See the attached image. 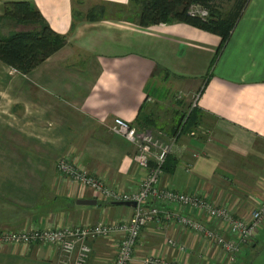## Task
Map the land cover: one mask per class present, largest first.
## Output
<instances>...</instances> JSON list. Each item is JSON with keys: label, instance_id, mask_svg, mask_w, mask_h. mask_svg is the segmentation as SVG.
<instances>
[{"label": "crops", "instance_id": "crops-1", "mask_svg": "<svg viewBox=\"0 0 264 264\" xmlns=\"http://www.w3.org/2000/svg\"><path fill=\"white\" fill-rule=\"evenodd\" d=\"M11 1L33 4L67 42L29 73L0 60V232L128 221L133 207L61 178L58 160L72 153L108 184L135 189L141 177L133 159L137 147L110 125L122 118L155 137L174 133L198 90L196 121L209 133L195 134L197 123L189 120L172 155L176 168L164 172L161 185L207 196L239 217L264 199V0L248 2L215 63L219 35L175 18L141 25L144 0H0V36L41 28L4 18ZM161 209L210 223L184 206ZM119 236L90 240L88 264H113ZM170 239L186 252L170 246ZM263 241L264 224L232 262L163 216L144 229L134 264L148 253L180 256L187 264H244ZM60 260L58 250L42 244L28 253L0 248V264Z\"/></svg>", "mask_w": 264, "mask_h": 264}, {"label": "built area", "instance_id": "built-area-1", "mask_svg": "<svg viewBox=\"0 0 264 264\" xmlns=\"http://www.w3.org/2000/svg\"><path fill=\"white\" fill-rule=\"evenodd\" d=\"M190 12L202 17L209 15V11L200 5H193ZM201 93L202 91L198 90L193 95L184 122L198 106ZM110 130L125 137L137 147L133 159L141 171V177L135 189L123 190L108 184L102 177L89 173L81 159L72 153L60 158L56 168L61 178L78 183L84 188H91L97 196L106 201L136 202L132 217L123 223L99 221L61 226H30L21 230L7 229L0 232V248L28 253L33 245L42 244L59 251L60 264H88L92 252L88 243L90 240L110 239L114 234H119L113 264H134L135 251L144 229L165 216L219 247L228 255L230 261H236L243 246L252 242L264 224V199L248 216L239 217L227 205L207 196L162 186L164 165L168 157L176 153L182 127L174 133L163 132L161 137H155L149 129H140L122 118H116L110 125ZM202 133L205 134L206 131ZM161 205H178L196 210L208 217L210 223L199 221L182 212L172 215L169 211L161 209ZM168 243L180 252H186V246L176 240L170 239ZM138 262L187 264L180 256L168 258L151 253L139 257Z\"/></svg>", "mask_w": 264, "mask_h": 264}, {"label": "trees", "instance_id": "trees-1", "mask_svg": "<svg viewBox=\"0 0 264 264\" xmlns=\"http://www.w3.org/2000/svg\"><path fill=\"white\" fill-rule=\"evenodd\" d=\"M234 2L228 12L220 11L221 4ZM250 0H144L139 16V23L144 26L161 24L175 18L200 29L215 33L221 37L218 56L228 43L231 34L241 18ZM193 5H200L209 11L207 17L191 14ZM4 18L22 23H37L41 26L35 31H19L9 36H0V60L23 73L42 64L50 56L60 50L67 42L66 38L57 33L47 22L40 10L28 1H11L6 3ZM1 17V18H3ZM193 110L186 122L179 127L182 131L189 120L197 123V114ZM179 129V128H178ZM177 129V130H178ZM177 165V158L170 155L164 169L172 172Z\"/></svg>", "mask_w": 264, "mask_h": 264}, {"label": "rangeland", "instance_id": "rangeland-1", "mask_svg": "<svg viewBox=\"0 0 264 264\" xmlns=\"http://www.w3.org/2000/svg\"><path fill=\"white\" fill-rule=\"evenodd\" d=\"M232 2H226L221 4V7L219 8L220 11L228 12L232 5ZM203 131H206V133H202ZM195 134L199 136H205L207 133H209L208 128L204 124L197 123L194 127ZM258 249L254 252L253 256L244 257L245 262L244 264H264V241L258 245Z\"/></svg>", "mask_w": 264, "mask_h": 264}, {"label": "water", "instance_id": "water-1", "mask_svg": "<svg viewBox=\"0 0 264 264\" xmlns=\"http://www.w3.org/2000/svg\"><path fill=\"white\" fill-rule=\"evenodd\" d=\"M97 199H80L78 200L79 204H88V205H93V204H97ZM114 204L117 205H125V206H129V207H135L136 206V202L134 201H121V202H112Z\"/></svg>", "mask_w": 264, "mask_h": 264}]
</instances>
